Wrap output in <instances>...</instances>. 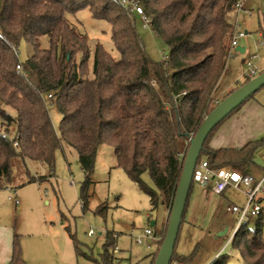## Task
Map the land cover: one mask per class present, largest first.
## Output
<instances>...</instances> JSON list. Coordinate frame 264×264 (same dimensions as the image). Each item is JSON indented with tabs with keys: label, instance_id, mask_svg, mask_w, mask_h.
Returning <instances> with one entry per match:
<instances>
[{
	"label": "trees",
	"instance_id": "obj_1",
	"mask_svg": "<svg viewBox=\"0 0 264 264\" xmlns=\"http://www.w3.org/2000/svg\"><path fill=\"white\" fill-rule=\"evenodd\" d=\"M127 1L140 4L149 17L150 30L167 48L164 59L154 61L147 55L135 14L121 0H0V120L6 127L0 130V189L12 178L13 158L23 163L24 158L41 160L52 170L55 150L63 142L76 150L85 176L79 189L84 209L97 149L106 143L113 148L116 167L147 194L151 205L161 202L171 208L188 139L212 109V94L230 53L233 26L227 15L237 0ZM81 8L110 25L117 59L100 43L90 50L86 35L67 20V13ZM40 36L47 37L46 48L40 47ZM22 39L32 45L33 53L19 61L16 48ZM44 95L54 98L61 115L58 135ZM215 128L199 159L203 155L214 169L251 174L264 138L213 149L207 141ZM143 173L153 187L142 180ZM262 225L260 212L253 230L243 224L230 240L241 264H264ZM165 232L157 231L160 239L148 264H153ZM114 242L108 233L105 246ZM191 258L173 252L170 264ZM228 259V254L219 253L209 264H229ZM9 264H23L16 237Z\"/></svg>",
	"mask_w": 264,
	"mask_h": 264
},
{
	"label": "rangeland",
	"instance_id": "obj_2",
	"mask_svg": "<svg viewBox=\"0 0 264 264\" xmlns=\"http://www.w3.org/2000/svg\"><path fill=\"white\" fill-rule=\"evenodd\" d=\"M240 2L244 9L235 8L228 13L227 19L233 26V34L245 33L238 41V46L245 51H232L228 56V71L215 92L230 80L243 83L247 79L244 73L247 62L258 69L257 74L264 69V0ZM66 18L86 35L90 50L95 43H100L112 57H119L110 38V25L92 18L88 8L67 13ZM135 25L147 55L154 61L164 59L168 54L165 44L136 14ZM39 45L41 48L48 46L46 36L39 37ZM16 52L18 60L24 61L33 53V47L22 39ZM90 64L91 55L89 67ZM223 96L216 99L220 101ZM213 98L211 108L218 102ZM44 104L58 135L61 115L54 98L44 95ZM5 129L0 120V130ZM245 132L250 134V140L264 138V86L214 129L207 144L215 149L232 147L235 137ZM204 158L201 155V159ZM254 161L250 172L258 179L264 171V147L256 151ZM32 177L42 178L29 182ZM84 178L76 150L63 142L55 150L52 170L41 160L24 158L23 163L21 158H13L12 178L0 189V260H4L5 249L8 251L16 237L23 264H148L157 247L156 237L150 236L149 244L146 239L136 243V237L146 228L159 229L165 219L162 230H166L170 209L166 211L161 202L155 208L151 205L147 194L116 167L113 148L106 143L98 146L83 209L79 189ZM141 178L153 187L147 173ZM244 202L241 189L229 187L223 194L216 195L207 187L192 183L174 247L176 255H192L183 264H209L219 253L229 255V264L242 263L231 245L224 244L237 221V214L226 208L231 204L242 206ZM260 205L263 207L264 235V198ZM101 207L103 210L97 212ZM255 220L256 216L248 219L250 230L254 229ZM225 228L226 234L217 236L219 230ZM108 233L115 237L113 246H105Z\"/></svg>",
	"mask_w": 264,
	"mask_h": 264
},
{
	"label": "water",
	"instance_id": "obj_3",
	"mask_svg": "<svg viewBox=\"0 0 264 264\" xmlns=\"http://www.w3.org/2000/svg\"><path fill=\"white\" fill-rule=\"evenodd\" d=\"M234 51L244 53V47L237 46L234 48ZM263 86L264 71L250 78L247 82L243 83L222 98V100L218 101L202 119L195 134L189 141V146L182 165V171L169 211L166 232L153 264H170L171 262L179 227L182 222V216L185 211L190 187L192 185L193 170L207 136L212 129L223 121L232 111L237 109ZM225 233L226 228L221 235L224 236Z\"/></svg>",
	"mask_w": 264,
	"mask_h": 264
},
{
	"label": "built area",
	"instance_id": "obj_4",
	"mask_svg": "<svg viewBox=\"0 0 264 264\" xmlns=\"http://www.w3.org/2000/svg\"><path fill=\"white\" fill-rule=\"evenodd\" d=\"M121 1L122 3L128 4L129 9L138 15L143 23L149 27L150 19L144 14L138 3L127 0ZM240 1L241 0H237L235 8L238 9L242 7ZM243 37H245V33L241 31L232 34L229 55L231 54L232 50L238 46L239 39H242ZM253 57L254 56H252V59ZM246 66L247 67L244 73L247 78H252L257 75L258 69L254 65L247 62ZM17 68L19 69V66H17ZM192 137L193 135H191L188 140L190 141ZM192 183L207 187L212 193L216 195L223 194L224 191L229 187L241 189L242 193L244 194L245 202L242 206L231 204L226 208L230 213L237 214V221L233 227V231L227 237L224 246L229 244L233 235L241 225L246 224L250 217L256 216L263 210V207L260 205V203L264 198V172L261 177L255 179L251 174H242L236 170H231L226 167H221L218 169L211 168L205 159L198 158L192 174ZM15 203L17 204L16 200ZM150 236L156 237L157 235L150 228H146L141 235L136 237L135 241L136 243H141L143 239H146ZM114 250L116 249L114 248Z\"/></svg>",
	"mask_w": 264,
	"mask_h": 264
},
{
	"label": "crops",
	"instance_id": "obj_5",
	"mask_svg": "<svg viewBox=\"0 0 264 264\" xmlns=\"http://www.w3.org/2000/svg\"><path fill=\"white\" fill-rule=\"evenodd\" d=\"M244 4L242 5V9H244ZM232 51H234V49L232 50ZM244 51H245V49H244ZM235 52V51H234ZM231 55H232V52H231ZM226 64H227V60H226ZM226 64H225V68H224V70H223V72H222V75H221V77H220V79H219V81H218V83H217V85H216V87H215V89H214V91H213V94H212V96L214 97L213 98V101L214 102H216V101H218V99H216V97H218V96H220V95H224L230 88H232V87H234V86H237V85H239L240 83H237V82H233V81H235V79L234 80H230L231 82H229V84H227L225 87H223V88H219V90H218V92H215V90H216V88H217V86H218V84H219V82L221 81V79H222V76H223V74H225L227 71H228V68H226ZM215 93H217V96H216V94ZM236 134H238V133H236ZM250 134L248 133V132H245V133H241V134H239L237 137H235V142H233L231 145H232V147H241L242 145H244L246 142H248V141H250ZM213 149H215V148H213ZM165 206V205H164ZM165 208H166V211L168 210V207H166L165 206ZM167 217V216H166ZM166 220V219H165ZM165 220L162 222V224H161V226H160V228L159 229H157V230H155L154 231V233H156V242H157V240L160 238V234L159 233H157V231H160L162 228H163V224L165 223ZM225 229H223V230H219V232L217 233V236H222L221 234L223 233V231H224ZM226 231H227V229H226ZM226 234V233H225ZM151 239H149V237L148 238H146V242L149 244V243H151ZM10 248V249H9ZM9 248H8V251L5 249V253H6V256H5V258H4V260H0V264H9V260H10V256H11V246H9ZM7 251V252H6ZM179 264H183V263H179Z\"/></svg>",
	"mask_w": 264,
	"mask_h": 264
}]
</instances>
